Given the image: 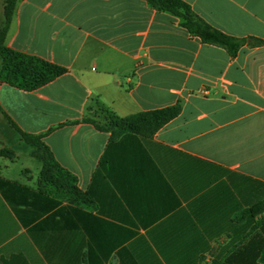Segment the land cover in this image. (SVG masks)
Masks as SVG:
<instances>
[{"label":"crops","instance_id":"1","mask_svg":"<svg viewBox=\"0 0 264 264\" xmlns=\"http://www.w3.org/2000/svg\"><path fill=\"white\" fill-rule=\"evenodd\" d=\"M184 1L264 41V0ZM5 44L67 72L33 91L0 83V264H264V44L232 58L144 0H22ZM178 102L150 135L83 121ZM18 129L76 193L46 187L30 149L37 172H14Z\"/></svg>","mask_w":264,"mask_h":264},{"label":"trees","instance_id":"2","mask_svg":"<svg viewBox=\"0 0 264 264\" xmlns=\"http://www.w3.org/2000/svg\"><path fill=\"white\" fill-rule=\"evenodd\" d=\"M144 1L156 11L167 12L177 17L180 19V26L187 29L192 37L199 38L203 44L224 48L232 58L236 57L241 47L246 44L252 46L264 44L263 40L254 37L238 38L218 30L202 19L184 0ZM12 15L9 17L3 36L0 38V83L24 91H33L65 74L66 68L39 57L13 50L5 44ZM98 108L105 114L103 120L84 118L83 121L93 124L99 130H110L113 133L150 135L178 117L182 106L181 102H178L169 107L142 112L125 118L118 117L101 105ZM18 132L21 140L29 147L31 155L43 165V184L56 194L60 190L68 194L76 193L75 178L57 163L52 151L43 142V137L25 133L19 129Z\"/></svg>","mask_w":264,"mask_h":264},{"label":"rangeland","instance_id":"3","mask_svg":"<svg viewBox=\"0 0 264 264\" xmlns=\"http://www.w3.org/2000/svg\"><path fill=\"white\" fill-rule=\"evenodd\" d=\"M21 1L22 0H0V38L3 36L9 17L15 12L17 5ZM94 111L99 117V119L103 120L105 118V114L102 113V111L99 108H95ZM0 122H2L0 123V128H5L6 130L3 137L2 135H0V138L9 137L8 134L9 131H7V126L1 117H0ZM14 143L21 147H25L24 151L21 150L20 158L16 161V163L12 165V167L14 168V172L16 173L20 172L22 168L25 166L26 167L30 166L32 167L33 172H37L39 164L34 158L29 157L28 155L29 147L23 141L20 140L19 136L14 137Z\"/></svg>","mask_w":264,"mask_h":264}]
</instances>
